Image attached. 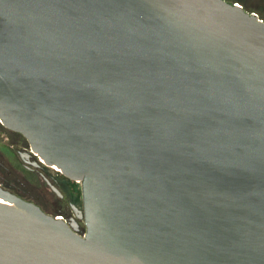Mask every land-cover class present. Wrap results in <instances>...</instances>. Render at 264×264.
<instances>
[{
    "label": "water",
    "instance_id": "95a60500",
    "mask_svg": "<svg viewBox=\"0 0 264 264\" xmlns=\"http://www.w3.org/2000/svg\"><path fill=\"white\" fill-rule=\"evenodd\" d=\"M0 120L81 183L86 226L0 184V264H264L255 12L0 0Z\"/></svg>",
    "mask_w": 264,
    "mask_h": 264
},
{
    "label": "flooded vegetation",
    "instance_id": "af4514ba",
    "mask_svg": "<svg viewBox=\"0 0 264 264\" xmlns=\"http://www.w3.org/2000/svg\"><path fill=\"white\" fill-rule=\"evenodd\" d=\"M0 123L4 129L0 131V137L3 138L1 139V143L19 166V168L15 167L18 168L19 172L16 170H14L15 173L12 171L8 172L10 176L13 175L15 177L8 176L9 178H4L1 176L0 184L12 193L28 200L29 198L24 193L28 189V186L32 185L30 181H34L33 188L38 191L40 200L37 202L31 201L38 204L43 210L50 206L59 208L58 211L64 213L62 215L64 220L75 222L79 233L85 234L86 226L84 218L77 217L73 208L76 207L83 212L82 188L76 183L77 181L68 178L62 171H56L51 168V165L46 164L32 150L26 138L23 146H20L22 142L13 138L12 133L20 136L23 135L7 128L1 120ZM0 164L2 163L0 162Z\"/></svg>",
    "mask_w": 264,
    "mask_h": 264
},
{
    "label": "rangeland",
    "instance_id": "374dc122",
    "mask_svg": "<svg viewBox=\"0 0 264 264\" xmlns=\"http://www.w3.org/2000/svg\"><path fill=\"white\" fill-rule=\"evenodd\" d=\"M227 1L233 2V3H240L244 6L245 9L255 12L262 19H264V0H227ZM20 146H23V144H21ZM12 158L13 156H10V153L6 150V148L3 147V144L1 143V138H0V162L2 163L0 164V178L1 176H3L4 178L15 177L13 175L10 176V174L8 173L9 171H12V172H14V170L18 171L17 169L19 168V166L14 162L15 160ZM15 167H18V168H15ZM30 177L32 178V176ZM30 182L32 183V185L29 184L30 186H28V189L25 191L24 194L25 196L29 198L28 200L37 202L38 200H40L38 191L33 188L34 181L33 182L30 181ZM76 183L79 185L80 188H82L80 182L77 181ZM58 209L59 208L57 207L50 206L44 210L50 214H58L59 216L64 215V213L58 211Z\"/></svg>",
    "mask_w": 264,
    "mask_h": 264
},
{
    "label": "built area",
    "instance_id": "2783aa9c",
    "mask_svg": "<svg viewBox=\"0 0 264 264\" xmlns=\"http://www.w3.org/2000/svg\"><path fill=\"white\" fill-rule=\"evenodd\" d=\"M234 5H237V6H240V7L244 8V6L242 4H240V3H234ZM251 12H253V11H251ZM256 15L261 19V17L258 14H256ZM59 218L64 219V217L62 215L59 216Z\"/></svg>",
    "mask_w": 264,
    "mask_h": 264
}]
</instances>
